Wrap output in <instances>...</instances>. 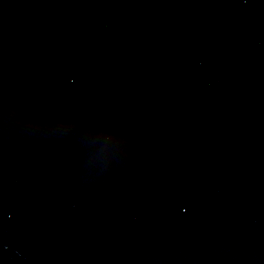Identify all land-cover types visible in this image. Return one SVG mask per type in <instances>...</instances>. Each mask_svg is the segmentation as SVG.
Segmentation results:
<instances>
[{
  "label": "water",
  "instance_id": "water-1",
  "mask_svg": "<svg viewBox=\"0 0 264 264\" xmlns=\"http://www.w3.org/2000/svg\"><path fill=\"white\" fill-rule=\"evenodd\" d=\"M0 264H264V81L0 0Z\"/></svg>",
  "mask_w": 264,
  "mask_h": 264
}]
</instances>
